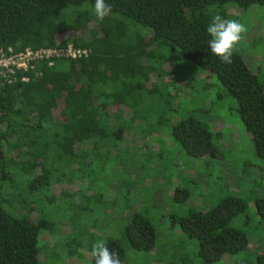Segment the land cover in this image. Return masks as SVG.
Listing matches in <instances>:
<instances>
[{
  "label": "trees",
  "instance_id": "obj_1",
  "mask_svg": "<svg viewBox=\"0 0 264 264\" xmlns=\"http://www.w3.org/2000/svg\"><path fill=\"white\" fill-rule=\"evenodd\" d=\"M94 2L0 0V49L69 43L90 49L88 57L58 58L51 66L38 62L25 73L28 81L18 73L14 83L0 85V264H47L41 258L39 238L49 230L48 222L31 219L33 210L27 209L36 202V191H50L52 181H64L69 172H88L92 154L103 158L106 151L112 160L119 154L118 145H125L124 137L129 139L127 148L134 151L160 152V142L168 137L189 156L219 155L204 114L192 108L176 119L169 115L177 113V107L169 115L160 110L164 101L187 98L192 93L187 82L198 72L205 73L208 85L211 75L217 77L224 87L219 97L236 100L240 121L256 155L264 160V83L259 71L237 50L231 65L222 63L211 54V37L206 33L214 16L229 18V6L247 9L264 6V0H106L112 11L103 20L95 17ZM151 98L157 101L154 107ZM141 139L147 145L138 146ZM48 158L63 163L66 171L54 177L56 168L49 169ZM181 191L185 197L190 194L176 187V201H181ZM69 196L75 206L81 205L75 193ZM255 205L264 220V198H256ZM247 207L246 198L229 195L213 208L190 209L174 221L187 237L197 240L201 264H219L249 246L248 232L233 226ZM67 232L64 227L62 233ZM123 232L134 250L151 251L157 244L154 225L141 213L134 214ZM105 244L117 250L120 264L126 263L121 240ZM87 249L92 251V245Z\"/></svg>",
  "mask_w": 264,
  "mask_h": 264
},
{
  "label": "rangeland",
  "instance_id": "obj_2",
  "mask_svg": "<svg viewBox=\"0 0 264 264\" xmlns=\"http://www.w3.org/2000/svg\"><path fill=\"white\" fill-rule=\"evenodd\" d=\"M228 11V20H237L247 28L236 50L250 67L259 71L264 83V6L254 4L247 9L229 6ZM143 61L148 64L147 57ZM197 74L196 81L187 82L192 90L187 98L174 103L164 101L160 110L169 115V111L177 107V113L173 111L169 115L176 119L187 115L192 108L200 111L209 121L220 154L192 157L172 144L168 137L160 142V152L156 148L134 151L127 148L129 139L124 137L122 144L125 145H118L119 154L113 155L112 160L106 151L102 153L106 156L103 158L92 154L88 172L73 171L60 183L52 181L51 190L36 191V202L27 207L34 211L31 219L41 218L48 222L49 230L45 229L48 232L43 230L39 238L44 262L89 264L91 251L87 253L88 246L98 240L117 239L127 251L125 264H201L197 258V240L187 237L174 217L186 216L190 209L213 208L223 198L233 195L248 200L246 211L236 218L233 226L246 230L250 242L246 250L219 264H264V220L255 205L256 198H264V160L256 155L250 134L240 121L236 100L226 95L218 96L224 87L216 76L207 79L208 85L205 73ZM156 102L151 98L149 104L154 107ZM121 123L122 120L114 124ZM143 144L147 145L144 139L137 143L138 146ZM147 153L148 156L144 155ZM63 165L48 158L49 169L56 168L54 177L66 171ZM69 177L72 183L68 182ZM176 187L188 189L189 196L185 197L181 191L178 195L181 201H176ZM70 191L81 205L75 206ZM100 194L101 198L96 196ZM19 212L24 211L19 209ZM136 213L148 218L156 229L157 244L151 251L134 250L125 240L124 227ZM64 227L67 233H62ZM79 243L82 246L76 250L73 246Z\"/></svg>",
  "mask_w": 264,
  "mask_h": 264
},
{
  "label": "clouds",
  "instance_id": "obj_3",
  "mask_svg": "<svg viewBox=\"0 0 264 264\" xmlns=\"http://www.w3.org/2000/svg\"><path fill=\"white\" fill-rule=\"evenodd\" d=\"M92 8L99 20L106 18L112 11L111 4L106 0H95ZM206 33L211 37L208 41L211 54L218 57L222 63L231 65L233 53L247 33V28L237 20H228L216 15L207 26ZM91 264H120L119 253L115 249L110 250L103 240H98L92 245Z\"/></svg>",
  "mask_w": 264,
  "mask_h": 264
},
{
  "label": "built area",
  "instance_id": "obj_4",
  "mask_svg": "<svg viewBox=\"0 0 264 264\" xmlns=\"http://www.w3.org/2000/svg\"><path fill=\"white\" fill-rule=\"evenodd\" d=\"M89 55V48L76 47L72 43L54 47H26L21 50L13 47L1 48L0 85L14 83L18 73L22 74V81H28L29 77L25 73L34 70L38 62H47L51 66L58 58L80 59Z\"/></svg>",
  "mask_w": 264,
  "mask_h": 264
}]
</instances>
